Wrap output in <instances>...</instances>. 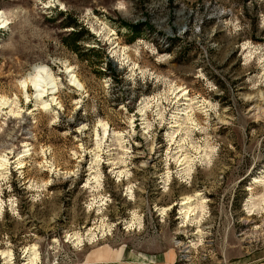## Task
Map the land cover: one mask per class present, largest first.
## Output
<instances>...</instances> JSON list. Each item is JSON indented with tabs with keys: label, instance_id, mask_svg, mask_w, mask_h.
I'll return each instance as SVG.
<instances>
[{
	"label": "rangeland",
	"instance_id": "obj_1",
	"mask_svg": "<svg viewBox=\"0 0 264 264\" xmlns=\"http://www.w3.org/2000/svg\"><path fill=\"white\" fill-rule=\"evenodd\" d=\"M0 13V264H264V0ZM33 65L47 110L17 89Z\"/></svg>",
	"mask_w": 264,
	"mask_h": 264
},
{
	"label": "bare ground",
	"instance_id": "obj_2",
	"mask_svg": "<svg viewBox=\"0 0 264 264\" xmlns=\"http://www.w3.org/2000/svg\"><path fill=\"white\" fill-rule=\"evenodd\" d=\"M7 19L2 16L0 13V24L3 28L6 25ZM0 28V30L2 29ZM70 70L69 67L65 69V71ZM70 73V72H69ZM55 75H53L47 67H44L43 65H33V67L30 69L29 72H27L23 77H21L17 82V89L20 93H22L25 97V100L27 102H34L33 106L38 108L39 110H47L50 108L51 102H55L57 98H55V95L57 94L56 91V81H55ZM72 77V76H71ZM71 80L72 84H75L78 87H81L82 85L75 79V77H72ZM29 89L33 90L31 94H29ZM183 96H185V93H183ZM49 101H46L44 98H49ZM188 100V99H187ZM190 101V99H189ZM13 103L12 101H9L8 98L1 97L0 96V111L4 109V107L8 104ZM34 110V109H33ZM38 110V111H39ZM9 112L14 113V111L10 110ZM181 114V113H180ZM155 148L153 145L150 148V153L153 152ZM7 157L0 155V170L4 165L6 164ZM3 169V168H2ZM255 182H259L257 179ZM191 200V197L183 198L181 201V205L185 207V205L189 204ZM188 210L191 208L190 206H187ZM186 210V211H188ZM192 211V210H190ZM76 240L81 243V238L77 237ZM25 257H27V263L25 264H34L35 260V252L34 248H28L27 250H24ZM3 260L5 261V264H11L10 263V254L6 252H2ZM38 257V256H37ZM36 257V258H37Z\"/></svg>",
	"mask_w": 264,
	"mask_h": 264
}]
</instances>
